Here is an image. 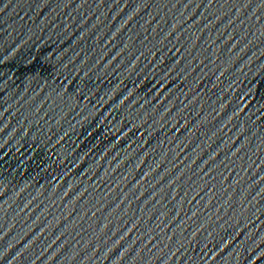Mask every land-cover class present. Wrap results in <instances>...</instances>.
<instances>
[{"label":"water","instance_id":"water-1","mask_svg":"<svg viewBox=\"0 0 264 264\" xmlns=\"http://www.w3.org/2000/svg\"><path fill=\"white\" fill-rule=\"evenodd\" d=\"M0 264H264V0H0Z\"/></svg>","mask_w":264,"mask_h":264}]
</instances>
